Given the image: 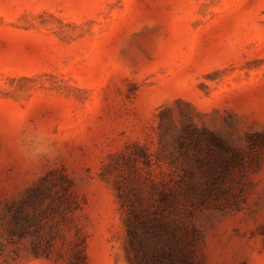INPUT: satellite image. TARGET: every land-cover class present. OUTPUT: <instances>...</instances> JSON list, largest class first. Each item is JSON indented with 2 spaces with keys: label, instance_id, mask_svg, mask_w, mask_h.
I'll use <instances>...</instances> for the list:
<instances>
[{
  "label": "rangeland",
  "instance_id": "rangeland-1",
  "mask_svg": "<svg viewBox=\"0 0 264 264\" xmlns=\"http://www.w3.org/2000/svg\"><path fill=\"white\" fill-rule=\"evenodd\" d=\"M0 264H264V0H0Z\"/></svg>",
  "mask_w": 264,
  "mask_h": 264
},
{
  "label": "clouds",
  "instance_id": "clouds-1",
  "mask_svg": "<svg viewBox=\"0 0 264 264\" xmlns=\"http://www.w3.org/2000/svg\"><path fill=\"white\" fill-rule=\"evenodd\" d=\"M58 156L55 142L44 135L36 134L30 146L22 151V159L30 166L54 162Z\"/></svg>",
  "mask_w": 264,
  "mask_h": 264
}]
</instances>
